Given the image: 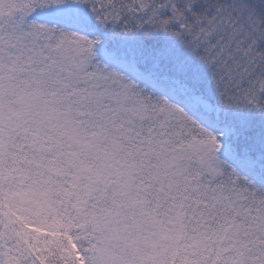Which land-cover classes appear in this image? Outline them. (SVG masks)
I'll return each instance as SVG.
<instances>
[{
    "label": "snow or ice",
    "instance_id": "snow-or-ice-1",
    "mask_svg": "<svg viewBox=\"0 0 264 264\" xmlns=\"http://www.w3.org/2000/svg\"><path fill=\"white\" fill-rule=\"evenodd\" d=\"M0 264H264V0H0Z\"/></svg>",
    "mask_w": 264,
    "mask_h": 264
}]
</instances>
